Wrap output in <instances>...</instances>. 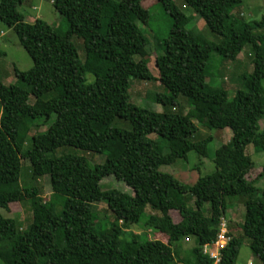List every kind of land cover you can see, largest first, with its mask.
<instances>
[{
    "label": "trees",
    "instance_id": "trees-1",
    "mask_svg": "<svg viewBox=\"0 0 264 264\" xmlns=\"http://www.w3.org/2000/svg\"><path fill=\"white\" fill-rule=\"evenodd\" d=\"M141 1L52 0L68 23L64 29L40 17L21 20L16 10L24 0H0V22L12 26L33 60L30 69L14 68V82L0 81V262L213 264L203 245L217 238L228 196L242 195L241 231L264 264V191L259 194L247 178L254 163L246 152L250 143L264 150V15L248 21L237 14L234 9L243 0H183L195 15H186L174 0H158L172 18L169 33L158 42L163 53L155 58L157 80L169 93L153 97L171 109L154 111L132 102L129 94L131 77L156 79L148 65V39L138 25L139 19H150ZM195 18H202L220 42L192 25ZM74 36L83 41L84 61ZM247 43L253 71L241 75L242 87L233 97L224 87H209L212 56L235 59ZM88 74L93 81H87ZM180 95L190 105L187 113L177 109ZM117 119L130 122L131 129L114 126ZM193 119L209 129L230 128L232 134L215 154L214 171L186 183L161 167L192 150L207 155L213 136L194 139L199 129ZM39 126L46 128L29 134ZM28 137L31 144L24 150ZM60 148L106 158L91 164L83 155L55 154ZM26 159L36 183L22 186ZM46 175L47 199L37 185ZM108 176L123 181L133 194L102 186ZM190 199L194 206L186 204ZM23 200L32 212L26 229L2 212ZM100 202L114 216L105 228L98 220ZM145 229L160 238H150ZM227 235L218 264H236L241 240L230 231ZM191 237L196 243L190 253L176 259L177 242Z\"/></svg>",
    "mask_w": 264,
    "mask_h": 264
},
{
    "label": "rangeland",
    "instance_id": "rangeland-1",
    "mask_svg": "<svg viewBox=\"0 0 264 264\" xmlns=\"http://www.w3.org/2000/svg\"><path fill=\"white\" fill-rule=\"evenodd\" d=\"M176 5L186 14L195 15L192 7L187 5L183 0H174ZM142 6L147 9L149 14L148 23L142 19H139L138 25L143 31L144 35L148 39L147 49L149 52V68L156 79L144 80L138 79L136 77L130 78V100L139 106L149 108L154 111H163L166 108L171 109V106H163L162 104L154 100L153 95L158 92L169 93L157 80L159 72L155 64V58L158 54L163 53L159 50L158 45L160 40L164 39L169 33L172 18L164 10L161 3L158 0H142ZM22 16L24 21L34 22L38 17L45 19L48 23L53 26L61 25L62 28L67 29L68 23L64 20L62 15L56 10L53 5L52 0H24L17 10ZM234 11L242 15L246 20H258L264 15V0H243V2L234 9ZM192 25H196L208 38L209 40H214L220 42V37L215 35L206 25V22L202 18H195ZM73 43L78 49L80 58L85 60V50L83 46V41L81 38L74 36L72 38ZM0 81L6 84L15 81L14 68L17 67L21 70L30 69L33 66V60L26 49L22 46L19 41L17 34L11 25L7 22H0ZM140 57L135 56L138 60ZM253 71V50L251 43L244 45L242 51L239 55L232 60H222L217 54H214L207 66L208 78L206 83L211 88L224 87L228 90L229 96L233 97L238 88L242 87L241 75L244 73H251ZM94 77L91 74L87 75V81H93ZM264 86V80H263ZM30 103L35 101L34 96H30L28 99ZM190 105L186 101L183 95L178 97V107L177 109L187 113ZM1 114V107H0ZM193 121L198 125V132L194 136V139H200L206 135L211 134L213 140L208 144L207 155L200 156L195 151H189L186 158H179L174 164L164 165L161 170L164 172L172 173L176 178L184 181L186 183H194L199 176L207 175L214 171L215 163L214 157L216 152L221 149L222 146H226L230 139L232 131L230 128L224 129H209L204 124H199L197 120ZM261 128L264 127V122L260 121ZM114 126L131 129V123L121 119H117L113 123ZM46 126H39L38 128H32L30 133L35 131H42ZM156 134H151L150 137L155 138ZM193 139V138H192ZM31 144L30 137H28L24 143L23 149H27ZM73 153L78 155L86 156L91 164L103 163L105 161V155L94 154L86 151H82L74 148H60L57 149L55 154L62 153ZM247 154L251 157L254 166L247 175L249 180H253L255 186L258 188V193L264 191V150L257 149L252 143L248 144L246 147ZM22 186L34 185L36 181L32 180L30 173V163L29 161L23 160V165L21 168L20 177ZM102 186H109L111 188H117L129 194H133V190L127 186L123 181L116 180L114 176L105 177L102 181ZM104 184V185H103ZM41 189V195L44 198H49L51 193L50 178L49 176H44L40 180V184H37ZM106 188V187H104ZM188 206H194V200L190 199L186 202ZM99 222L103 228L106 227L107 223L114 219L113 214L108 210L105 202L97 203ZM11 210L9 212L3 211L6 216H11L15 218L18 225L26 229L31 223L32 212L30 209V203L28 200L13 202L10 205ZM60 208V207H58ZM209 204H204V213L208 215ZM148 207L146 212L148 213ZM173 218H178L177 212L172 213ZM228 221V231L231 234L236 235L241 240V247L236 259V264H263V262L254 255L250 248V239L246 237L242 231L241 226L245 218V205L244 197L242 195H229L228 196V208L224 215ZM136 227L139 225H135ZM138 229L137 232H141ZM150 238H160L155 235L157 232L151 229H145ZM156 232V233H155ZM165 240V238H161ZM196 243L195 237L189 239H181L177 242L178 253L176 254V259L184 255H188ZM3 247L0 242V249ZM8 257V256H6ZM7 264H11L9 258ZM0 264H4L2 261Z\"/></svg>",
    "mask_w": 264,
    "mask_h": 264
},
{
    "label": "built area",
    "instance_id": "built-area-1",
    "mask_svg": "<svg viewBox=\"0 0 264 264\" xmlns=\"http://www.w3.org/2000/svg\"><path fill=\"white\" fill-rule=\"evenodd\" d=\"M228 232V221L222 217L217 238L211 243L203 245V253L214 259L213 264H218L220 261V248L224 247L230 239L227 235Z\"/></svg>",
    "mask_w": 264,
    "mask_h": 264
}]
</instances>
